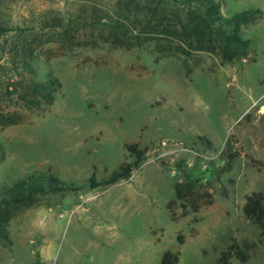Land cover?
<instances>
[{
    "label": "rangeland",
    "instance_id": "rangeland-1",
    "mask_svg": "<svg viewBox=\"0 0 264 264\" xmlns=\"http://www.w3.org/2000/svg\"><path fill=\"white\" fill-rule=\"evenodd\" d=\"M214 1L222 21L263 11L238 27L247 56L191 49L150 0H0V185L50 169L83 186L4 208L0 264H160L165 251L213 264L232 239L255 242L249 262L264 264L241 210L264 192V0ZM49 76L62 85L51 104L22 99ZM131 142L147 147L140 166L90 188L132 161ZM227 146L237 155L222 171ZM184 172L212 201L182 217L167 204Z\"/></svg>",
    "mask_w": 264,
    "mask_h": 264
},
{
    "label": "trees",
    "instance_id": "trees-1",
    "mask_svg": "<svg viewBox=\"0 0 264 264\" xmlns=\"http://www.w3.org/2000/svg\"><path fill=\"white\" fill-rule=\"evenodd\" d=\"M147 9H150L154 14L164 13L165 19H168L164 23L165 32L180 35L191 49L214 52L227 62L248 55L250 41L240 36L238 27L255 22L263 14L259 8H248L236 12L222 21L219 4L214 0H150ZM160 22L161 24L164 22L162 18H160ZM230 25H233L231 30L227 28ZM61 87L58 78L49 76L44 81H33L28 84L25 92H22L20 96L28 103L38 104L43 101L51 104ZM198 139L210 145L204 136H199ZM124 149L131 156L132 161L121 162L117 169L101 180H97L94 175L90 176L87 179L90 188L127 179L132 170L140 166L145 158L147 147H140L138 142H131L125 143ZM236 155L229 146L222 151V157L226 159V165L222 171L230 170ZM247 155L248 159L252 162L255 161L249 154ZM259 163L264 165L262 162ZM202 185L201 178H194L184 172L182 180L174 185V198L169 201L167 208L171 211V205L177 203L182 208L181 216L184 217L192 212H197L202 205L210 204L211 195L207 190H203ZM82 188L83 186H77L60 179L50 169L32 171L9 185H0V241L6 238L7 217L1 213L4 208L29 203L38 196L78 191ZM241 210L243 215L258 227V242L264 245V192L254 191L246 194ZM173 213L171 211V214ZM255 245V242L238 243L232 239V242L221 250L213 264H233L234 259L238 260L240 264H250V252ZM178 260L179 254L165 251L160 264H173Z\"/></svg>",
    "mask_w": 264,
    "mask_h": 264
}]
</instances>
